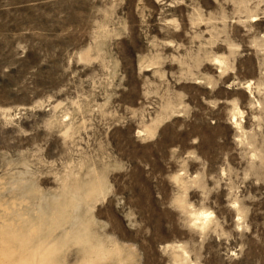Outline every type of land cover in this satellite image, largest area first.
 <instances>
[{"label":"rangeland","instance_id":"rangeland-1","mask_svg":"<svg viewBox=\"0 0 264 264\" xmlns=\"http://www.w3.org/2000/svg\"><path fill=\"white\" fill-rule=\"evenodd\" d=\"M0 264H264V0H0Z\"/></svg>","mask_w":264,"mask_h":264}]
</instances>
